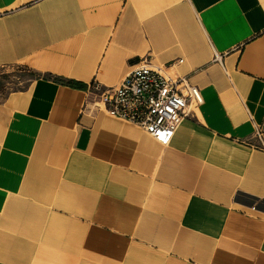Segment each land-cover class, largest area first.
<instances>
[{
  "label": "crops",
  "instance_id": "crops-1",
  "mask_svg": "<svg viewBox=\"0 0 264 264\" xmlns=\"http://www.w3.org/2000/svg\"><path fill=\"white\" fill-rule=\"evenodd\" d=\"M149 56L203 102L168 144L93 107ZM0 264H264V0H0ZM264 137V136H262Z\"/></svg>",
  "mask_w": 264,
  "mask_h": 264
},
{
  "label": "built area",
  "instance_id": "built-area-1",
  "mask_svg": "<svg viewBox=\"0 0 264 264\" xmlns=\"http://www.w3.org/2000/svg\"><path fill=\"white\" fill-rule=\"evenodd\" d=\"M181 62V57L166 63L141 57L118 83L104 86L94 83L97 98L92 106L133 123L159 143L168 144L181 121L203 102L197 85L189 82L186 75L168 70V66ZM254 136L264 143L259 125L255 126Z\"/></svg>",
  "mask_w": 264,
  "mask_h": 264
},
{
  "label": "rangeland",
  "instance_id": "rangeland-1",
  "mask_svg": "<svg viewBox=\"0 0 264 264\" xmlns=\"http://www.w3.org/2000/svg\"><path fill=\"white\" fill-rule=\"evenodd\" d=\"M36 74L22 65H0V98L10 90L24 86Z\"/></svg>",
  "mask_w": 264,
  "mask_h": 264
}]
</instances>
